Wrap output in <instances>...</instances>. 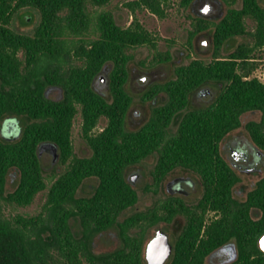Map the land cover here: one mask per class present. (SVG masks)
<instances>
[{
	"label": "trees",
	"instance_id": "obj_1",
	"mask_svg": "<svg viewBox=\"0 0 264 264\" xmlns=\"http://www.w3.org/2000/svg\"><path fill=\"white\" fill-rule=\"evenodd\" d=\"M109 1L0 0V128L9 117L24 122L13 140L0 133V198L28 204L46 187L39 155L45 142L57 146L60 163L66 165L49 186L42 212L13 219L0 214V264H145L144 243L152 228L181 219L165 264H207V256L229 240L235 241L237 256L228 264H264V252L257 244L264 232V176L244 198L236 197L233 186L238 176L219 149L227 133L241 125V114L250 110L260 116L245 126L264 149V82L248 77L258 65L255 51H264V6L259 0H242L235 7L236 0H225L229 7L214 24L211 59L192 58L178 65L169 79L154 83L145 98L164 92L167 100L153 107L139 128L128 129L126 116L133 101L126 87L128 63L134 49L155 47L156 42L137 18L123 27L110 11L97 17L96 36L85 38L89 5ZM168 1L130 0L126 6L163 16ZM191 1L180 4L187 7ZM27 10L39 15L34 31L13 30L14 14ZM29 16L23 14V20L28 22ZM246 18L254 21L253 30L247 29ZM196 21L192 34L208 26L202 18ZM64 31L81 35L70 49L63 47ZM241 35H249L250 42L234 45ZM44 58L49 61L41 67ZM169 59L167 53L164 60ZM104 65L109 67L108 96L92 86ZM207 82H222L224 87L211 103L188 108L190 93ZM52 85L62 88L59 99L46 95ZM78 111L82 137L92 149L85 157L74 153L71 138ZM177 113L182 116L174 125ZM102 117L106 123L95 131ZM150 154L157 157L156 187L173 169L185 168L200 177L202 194L192 203L178 195L159 197L147 210L123 216L137 199L126 168ZM11 169L17 171L18 180L15 189L4 194ZM89 177L97 179L93 192L77 194ZM73 216L80 219L81 235L71 229ZM113 226L122 246L92 252L91 236Z\"/></svg>",
	"mask_w": 264,
	"mask_h": 264
},
{
	"label": "rangeland",
	"instance_id": "obj_2",
	"mask_svg": "<svg viewBox=\"0 0 264 264\" xmlns=\"http://www.w3.org/2000/svg\"><path fill=\"white\" fill-rule=\"evenodd\" d=\"M128 1L130 0H110L104 6L89 5L90 23L88 30L83 36L87 39L94 38L97 34V17L103 11H110L115 21L123 27L128 26L134 18H137L155 38V47L149 45L137 47L132 51L133 57L128 63L127 88L133 97V101L127 112L126 127L128 129H137L147 120L153 107L165 102L166 97L164 93L145 98L144 94L153 83L169 79L174 75L175 68L178 65L185 64L192 58H201L206 61L211 59L214 52V44L212 41L215 29L214 24L226 14L229 5L225 0H192L187 7H184L180 4V0H169L165 6L163 16H159L146 8L133 11L126 6ZM259 1L264 6V0ZM241 2L242 0H236L234 6L240 7ZM23 14H30L28 22L23 20ZM197 18L206 20L208 26L192 34L197 27ZM38 22L39 15L36 11L27 10L14 14L10 26L17 32L31 34L38 25ZM246 27L248 30H253L254 21L246 18ZM80 36L79 34L64 31L62 34L64 49H70L79 40ZM250 40L249 35L237 36L234 39V45L243 41L250 42ZM222 52L225 54L227 51L224 49ZM167 53L170 54V59L164 60ZM255 54L258 56L256 59L258 65L253 75L262 78L264 72V51L256 50ZM48 61V58H44L40 66L42 67ZM107 71L108 65L96 76L93 83L95 89L106 96L109 94ZM223 87L224 83L222 82L204 83L190 93L188 108L201 107L211 103ZM45 93L52 99H59L62 96V88L56 85L48 86ZM205 94L207 97L204 96ZM259 116L260 113L258 111L252 110L241 114V125L228 132L220 143L224 156L227 157L224 144L234 136H243L251 141L244 124L249 120L258 119ZM179 118L180 116L176 117L174 125L178 123ZM16 119L19 126H22L24 123L22 118L16 117ZM105 123L106 120L102 117L95 131L100 130ZM81 124L82 117L78 111L73 119L71 138L74 153L77 156L85 157L92 153V149L82 137ZM256 151L260 153L262 170L258 173L237 171L239 180L234 186V195L238 198H244L246 193L255 185L256 181L264 175V164L262 165V161H264V150L256 148ZM40 161L46 187L40 190L28 204H18L16 202H10L5 198H0V214L3 217L10 219L16 217H31L43 211L49 186L64 171L66 165L61 164L59 159L53 162V154L49 150H43L40 153ZM156 161V155L150 154L138 163L129 165L126 168V178L127 180L131 179L132 186L137 192V199L133 205L123 211V216L147 210L154 205L159 197L170 194L167 185L170 184L172 187L176 178H190L195 181V186L191 187L186 183L181 184L180 188L182 191H175L173 194L182 196L189 203L197 201L201 196L202 185L198 175L181 168H176L169 173L163 180L158 182L156 187L153 176ZM17 180V171L11 169L7 175L4 194L15 189ZM96 184V178H86L79 186L77 194L90 195L96 187ZM155 188L158 189L155 191ZM210 215L211 213H208V217ZM69 222L72 231L76 235H81L82 226L79 217L73 216L69 219ZM178 222V220H174L169 224L160 222L152 228L148 238L154 233L155 227L161 226L169 232L170 240L173 242L176 233L180 230V224ZM89 245L92 252L96 254L110 252L120 248L122 246V240L118 228L113 226L94 233L90 238ZM235 257L236 247L235 244L231 243L211 252L206 258V263L227 264L232 262ZM145 264H147L146 261Z\"/></svg>",
	"mask_w": 264,
	"mask_h": 264
},
{
	"label": "flooded vegetation",
	"instance_id": "obj_3",
	"mask_svg": "<svg viewBox=\"0 0 264 264\" xmlns=\"http://www.w3.org/2000/svg\"><path fill=\"white\" fill-rule=\"evenodd\" d=\"M107 65H104L103 66V68L101 69V71H103L104 69H105V67H106ZM256 68H257V66H256ZM255 68V69H256ZM254 69V70H255ZM254 70L252 71V73H251V75H249L248 77H256L258 80H260L261 82H264V78H259V77H257L256 75H253V72H254ZM100 71V72H101ZM99 72V73H100ZM98 73V74H99ZM97 74V75H98ZM96 75V76H97ZM96 76H95V78H96ZM107 76H108V90H109V67H108V71H107ZM95 78L93 79V81H92V86H93V88L95 89V87H94V85H93V83H94V80H95ZM127 80H128V77H127ZM163 82V81H162ZM156 83H158V82H156ZM154 84V83H153ZM152 84V85H153ZM151 85V86H152ZM150 86V87H151ZM126 87H127V82H126ZM149 87V88H150ZM96 90V89H95ZM127 90H128V88H127ZM97 91V90H96ZM129 91V90H128ZM98 93H100V94H102V95H104L103 93H101V92H99V91H97ZM130 93V92H129ZM159 93H164V92H159ZM159 93H157V94H159ZM131 94V93H130ZM165 94V97H166V99H165V101L167 100V94L166 93H164ZM156 95V94H155ZM104 96H106V95H104ZM154 96V95H153ZM207 97V96H206ZM189 104V103H188ZM153 109V108H152ZM177 116H180V118H181V116H182V113H177V114H175V116H174V118H173V123L175 122V119H176V117ZM179 118V119H180ZM148 119V118H147ZM250 121V120H249ZM248 122V121H247ZM246 122V123H247ZM246 123L244 124V127H245V129L247 130V128H246ZM21 130H22V126H21ZM247 132H248V130H247ZM248 134H249V136H250V138H251V141H249V140H247L246 138H244L243 136H234L233 138H231V139H229L227 142H225V144H224V147H225V150H226V154H227V157L226 156H224V154L222 153V151H221V147H220V144H219V149H220V154L222 155V157L224 158V160L228 163V165L230 166V168L231 169H233L234 171H235V173L237 174V171H241V172H252V173H258V172H260L261 170H262V168H261V160H260V153L259 152H257L256 151V148H259V149H261V150H264L263 148H261V147H259L255 142H254V140L252 139V137H251V135H250V133L248 132ZM223 140V139H222ZM221 140V141H222ZM221 141H220V143H221ZM264 164V161H262V165ZM181 169H183V170H189V169H185V168H181ZM175 169H173L172 171H174ZM172 171H170L169 173H171ZM189 171H191V170H189ZM191 172H193V171H191ZM168 173V174H169ZM193 173H195V172H193ZM167 174V175H168ZM166 175V176H167ZM165 176V177H166ZM237 176H238V174H237ZM264 176V175H263ZM262 176V177H263ZM164 177V178H165ZM199 177V176H198ZM163 178V179H164ZM162 179V180H163ZM199 179H200V177H199ZM238 180H239V176H238ZM238 180H237V182H238ZM259 180V179H258ZM257 180V181H258ZM256 181V182H257ZM200 182H201V185H202V181H201V179H200ZM236 182V183H237ZM187 184V185H189V186H191V187H193V186H195V181H193V180H191L190 178H176L175 179V183H174V185H172V187L170 186V184H168L167 185V188H168V190L170 191V194H168V195H171V196H174V195H178V194H173L175 191H178V192H181L182 191V189L180 188V185L181 184ZM236 183L234 184V186L236 185ZM256 184V183H255ZM234 186H233V192H234ZM248 193V192H247ZM246 193V194H247ZM167 195V196H168ZM178 196H180V195H178ZM246 196V195H245ZM182 197V196H181ZM211 213V215H212V212H210ZM252 214H254V215H258V212L256 211V210H252ZM210 215V216H211ZM167 224H169V223H167ZM178 224H180V229H181V227H182V224H183V220L181 219L179 222H178ZM180 231V230H179ZM169 233V232H168ZM177 234V233H176ZM153 235V234H152ZM151 235V236H152ZM150 236V237H151ZM149 237V238H150ZM148 238V239H149ZM169 239H170V237H169ZM171 241V240H170ZM147 242V241H146ZM171 243H172V245H173V247H174V241L172 242L171 241ZM231 243H233V244H235V241L234 240H229V241H227L226 243H224L223 245H221V246H219V247H222V246H226V245H228V244H231ZM257 244H258V241H257ZM145 247V246H144ZM218 247V248H219ZM235 247H236V244H235ZM218 248H216V249H218ZM215 249V250H216ZM172 251H173V249H172ZM214 251V250H213ZM212 251V252H213ZM172 254V253H171ZM171 256V255H170ZM236 256H237V248H236ZM170 258V257H169ZM168 258V259H169ZM236 258V257H235ZM168 259H167V261H168ZM144 260H145V258H144ZM235 260V259H234ZM233 260V261H234ZM166 261V262H167ZM165 262V263H166ZM228 264V263H227Z\"/></svg>",
	"mask_w": 264,
	"mask_h": 264
},
{
	"label": "water",
	"instance_id": "obj_4",
	"mask_svg": "<svg viewBox=\"0 0 264 264\" xmlns=\"http://www.w3.org/2000/svg\"><path fill=\"white\" fill-rule=\"evenodd\" d=\"M206 97V94L204 95ZM1 136L7 140L17 138L21 133L16 117H9L3 120L0 128ZM43 150H49L53 154V162L59 159L57 146L45 142L39 147V155ZM128 182L132 185L131 179ZM258 247L264 252V232L258 238ZM173 245L169 239V233L161 226L154 228L153 235L147 240L144 247V258L147 264H165L172 253Z\"/></svg>",
	"mask_w": 264,
	"mask_h": 264
},
{
	"label": "built area",
	"instance_id": "obj_5",
	"mask_svg": "<svg viewBox=\"0 0 264 264\" xmlns=\"http://www.w3.org/2000/svg\"><path fill=\"white\" fill-rule=\"evenodd\" d=\"M257 77L261 78L260 76H257ZM262 78H264V72H263V77Z\"/></svg>",
	"mask_w": 264,
	"mask_h": 264
}]
</instances>
